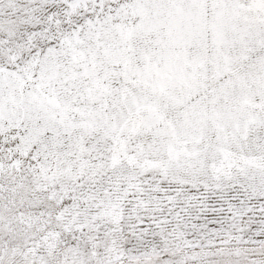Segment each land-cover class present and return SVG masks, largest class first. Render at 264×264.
<instances>
[{
  "label": "snow or ice",
  "instance_id": "snow-or-ice-1",
  "mask_svg": "<svg viewBox=\"0 0 264 264\" xmlns=\"http://www.w3.org/2000/svg\"><path fill=\"white\" fill-rule=\"evenodd\" d=\"M0 264H264V0H0Z\"/></svg>",
  "mask_w": 264,
  "mask_h": 264
}]
</instances>
